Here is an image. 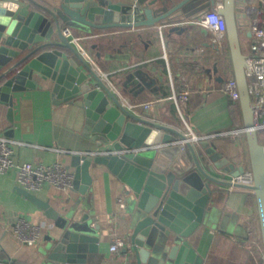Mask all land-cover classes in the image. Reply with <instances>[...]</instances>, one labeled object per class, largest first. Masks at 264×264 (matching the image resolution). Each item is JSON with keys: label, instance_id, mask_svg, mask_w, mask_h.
I'll return each mask as SVG.
<instances>
[{"label": "crops", "instance_id": "crops-1", "mask_svg": "<svg viewBox=\"0 0 264 264\" xmlns=\"http://www.w3.org/2000/svg\"><path fill=\"white\" fill-rule=\"evenodd\" d=\"M35 1L52 8L58 0ZM111 1L133 5L147 2ZM210 1L191 0L183 12L187 14ZM219 1L222 0H213L208 8ZM247 6L260 8L259 17H264V0L235 1L242 52L247 56L264 54V38H252L248 32L250 16L245 13ZM199 12L192 14L191 19H180L179 24L186 25L184 34L169 37L158 24L152 29L72 31L81 38L84 59L110 86L111 81H123L127 74L140 71L145 82L135 78L138 82L131 81L125 88V95L120 84L115 88L111 86L112 90L119 94L130 111L144 118L148 115V119L174 128L185 136H188L187 127L203 136L192 142L203 170L211 178L228 182L240 166L249 167V152L245 134L236 142L219 136L210 137L241 127L243 117L239 100L234 102L222 90L223 82L234 78L227 39L224 49H219L210 33L205 34L201 27L191 22ZM96 51L105 55L104 59L97 60ZM66 53L70 56L69 52ZM214 65L217 72L213 71ZM218 75L222 77L219 87L216 85ZM35 80L42 89L13 94L12 121L7 119V104L0 102V136L10 140L14 162H58L67 167L73 154L84 155L97 150L95 143L83 134L84 114L79 101L57 103L48 84L36 77ZM150 99L160 100L147 112L141 104ZM201 145L206 147L207 153ZM100 148L112 149L110 145ZM188 156L192 160L189 152ZM70 170L73 172L72 168ZM90 174L92 183L85 195L73 189L63 191L50 186L34 194L60 212L78 205L82 217L88 215L89 226L95 229L99 241L97 251L88 252L83 264H133L126 253L122 250L113 253L109 246L114 236H124L129 244L134 201L126 194L123 183L106 166L91 164ZM210 185L214 196L205 222L189 238L192 247L203 258V264H264L263 247L256 248L251 242L254 237L261 239L253 193L222 183ZM18 187L14 169L0 174V264H39V246L47 235H55L57 228L42 210L18 191ZM119 198L125 200L123 210L119 207ZM19 217L43 227L37 245L26 246L14 234L13 224Z\"/></svg>", "mask_w": 264, "mask_h": 264}, {"label": "water", "instance_id": "water-1", "mask_svg": "<svg viewBox=\"0 0 264 264\" xmlns=\"http://www.w3.org/2000/svg\"><path fill=\"white\" fill-rule=\"evenodd\" d=\"M190 1L147 0L133 5L111 0H58L49 8L35 0H0V102L8 106L9 121L13 120L14 93L42 89L36 77L48 84L55 102L79 101L84 114L83 134L98 148L110 145L114 150H121L163 145L121 156L73 154L67 166L73 169V190L81 195L86 194L92 183L91 164L106 166L123 183L126 194L135 204L129 247L122 249L133 264H203V258L189 238L205 222L214 196L210 183L229 186L232 183L220 182L205 173L193 143L184 133L148 119V115L144 118L130 111L112 90L111 86L120 84L125 95L131 81L145 82L140 71L127 74L123 81H111L110 86L84 59L82 50L63 34V29L67 26L87 33L115 28L152 29L158 24L168 37L182 35L186 25L179 24L180 19H191L192 14L210 7L213 0L185 14L183 9ZM235 1L222 0L218 12L225 20L253 184L233 186L254 194L264 250V146L254 128V104L246 76L249 66L240 44ZM202 31L208 33L206 29ZM104 57L95 52L97 60ZM213 71L217 72L216 65ZM221 82L222 77L218 75L216 85L219 87ZM148 97L151 98L149 93ZM243 170L240 166L232 177ZM18 191L57 228L56 234L47 235L39 246V264H83L88 252L97 251L99 235L89 226L88 215L82 217L78 205L60 212L34 193L20 187Z\"/></svg>", "mask_w": 264, "mask_h": 264}, {"label": "built area", "instance_id": "built-area-1", "mask_svg": "<svg viewBox=\"0 0 264 264\" xmlns=\"http://www.w3.org/2000/svg\"><path fill=\"white\" fill-rule=\"evenodd\" d=\"M222 1L213 4V7L204 9L197 14L191 21L193 24L206 29L216 40L219 49H224L226 43V26L224 17L218 12L221 8ZM260 8L255 6H247L245 13L249 18L248 32L252 38H264V17L260 18ZM63 34L69 41L78 46L82 51L81 38L77 36L71 28L65 27ZM247 63L249 72L246 73L248 90L251 102L254 104V128L256 130L260 143L264 146V54H252L247 56ZM223 92L228 95L234 102L239 100V92L235 78H229L222 84ZM174 101H177L176 96H173ZM160 99H150L142 103V108L150 112L152 108ZM187 127V126H186ZM188 140L190 142H197L203 136H198L189 127H187ZM244 135L243 125L234 129L220 132L210 137H224L231 141H239ZM163 146L162 144L141 146L137 148H123L121 150H114L108 148H98L97 150L88 151L85 154L92 157L95 156H112V155H126L137 154L143 151L157 149ZM14 169L16 172L17 185L29 192L35 193L43 189L45 186H50L63 191H70L73 189L74 173L65 167L63 164L54 162L52 164H32L24 162L17 164L13 160V151L10 146V140L4 136H0V174ZM230 188H234L233 184L239 183L243 185L253 184V175L249 167H244L243 172L235 177H232ZM119 207L123 210L126 206L125 200L118 199ZM13 232L16 237L26 246L32 247L37 245L39 239L43 234V227L34 224L24 217H19L13 224ZM252 235V232L250 233ZM253 245L260 249L257 238H253ZM128 245V246H127ZM110 251L118 253L124 248H128L126 238L124 236H114L110 242Z\"/></svg>", "mask_w": 264, "mask_h": 264}, {"label": "trees", "instance_id": "trees-1", "mask_svg": "<svg viewBox=\"0 0 264 264\" xmlns=\"http://www.w3.org/2000/svg\"><path fill=\"white\" fill-rule=\"evenodd\" d=\"M253 195H254V194H253ZM257 241L259 242V245L262 246V241H261V239H260V240L258 239Z\"/></svg>", "mask_w": 264, "mask_h": 264}]
</instances>
